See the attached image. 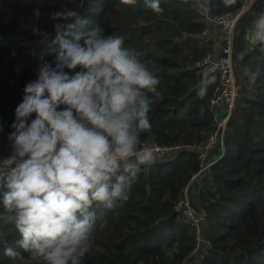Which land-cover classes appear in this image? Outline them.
I'll use <instances>...</instances> for the list:
<instances>
[{
	"label": "trees",
	"instance_id": "16d2710c",
	"mask_svg": "<svg viewBox=\"0 0 264 264\" xmlns=\"http://www.w3.org/2000/svg\"><path fill=\"white\" fill-rule=\"evenodd\" d=\"M80 3L0 0V153L12 154L8 137L15 131L11 125L26 84L37 79L42 60L55 58L52 49L59 46L53 43L57 21L52 13L65 7L75 9L90 21L80 31L99 26L106 37H123L124 46L134 49L159 80L156 93L149 94L153 100L151 128L141 133V145L155 142L180 148L144 166L128 200L120 206L112 210L94 206L105 227L98 225L84 264H185L197 248L194 231L176 210L187 187L195 208L207 213L204 233L208 244L200 264H264V45L247 47L254 21L264 11L262 0L236 23L232 57L240 88L225 124L223 147L216 146L209 157L216 161L201 176H197L198 150L216 129V114L226 117L224 107L217 111L210 104L218 75L197 66L215 54L218 46L215 39L203 35L209 29L204 11L207 8L211 16L237 13L249 0H236L232 7H225L222 0H206L205 4L202 0H161L162 13L145 8L143 0L136 5L119 0ZM253 73L257 74L254 81ZM206 76H214L215 83H207ZM201 87L207 89L203 99L198 96ZM34 118L35 114L28 123ZM13 215L0 202V264H24L19 257L6 256L5 247L25 258L28 255L17 243L20 236Z\"/></svg>",
	"mask_w": 264,
	"mask_h": 264
},
{
	"label": "clouds",
	"instance_id": "9594fccd",
	"mask_svg": "<svg viewBox=\"0 0 264 264\" xmlns=\"http://www.w3.org/2000/svg\"><path fill=\"white\" fill-rule=\"evenodd\" d=\"M222 3L232 7L236 0ZM143 4L163 12L161 0ZM51 18L59 47L26 84L8 137L12 155L0 160V202L14 214L17 243L28 255L12 247L4 254L24 264H84L98 225L105 227L94 206H120L144 166L157 162L140 136L151 128L149 94L156 93L159 80L123 37H106L99 26L80 31L90 21L75 9L65 7ZM69 20L74 23L60 22ZM251 38L264 45V14L254 21ZM205 79L215 83L214 76ZM206 94V87L198 90L199 98Z\"/></svg>",
	"mask_w": 264,
	"mask_h": 264
},
{
	"label": "built area",
	"instance_id": "2783aa9c",
	"mask_svg": "<svg viewBox=\"0 0 264 264\" xmlns=\"http://www.w3.org/2000/svg\"><path fill=\"white\" fill-rule=\"evenodd\" d=\"M206 0H202L205 4ZM243 10L237 13H227L219 16H211L207 10L204 11L205 20L209 25V29L203 33L207 39H215V33H220V44L215 48V54H209L197 63V66H205L208 73L218 75V86L214 95L210 100L211 106L217 111L224 107L226 117H220L216 114V129L209 136L207 142L198 150L200 161V172L197 176H201L204 172L210 170L215 163L209 160L217 145L223 147V135L226 121L232 112L235 101L238 96L239 85L236 81V75L233 66V47L234 32L236 23L241 16ZM264 14L260 12L256 19ZM255 19V20H256ZM254 26V24H253ZM253 31V27L251 32ZM142 146H148L153 149L157 159H164L174 155L180 148L178 146L160 145L157 143H142ZM12 154L0 153V160L11 156ZM176 210L180 214L183 223L189 226L195 234L197 247L199 244H208L206 238L203 237L204 227L207 223V213L203 209H196L192 202L190 188L184 190L182 198L176 205Z\"/></svg>",
	"mask_w": 264,
	"mask_h": 264
},
{
	"label": "rangeland",
	"instance_id": "374dc122",
	"mask_svg": "<svg viewBox=\"0 0 264 264\" xmlns=\"http://www.w3.org/2000/svg\"><path fill=\"white\" fill-rule=\"evenodd\" d=\"M206 234H203V237L205 238ZM205 245L206 244H199L198 247L192 252L191 257L185 262V264H200L201 258L205 254Z\"/></svg>",
	"mask_w": 264,
	"mask_h": 264
},
{
	"label": "crops",
	"instance_id": "0c3cea01",
	"mask_svg": "<svg viewBox=\"0 0 264 264\" xmlns=\"http://www.w3.org/2000/svg\"><path fill=\"white\" fill-rule=\"evenodd\" d=\"M262 2H263V6H264V0H262ZM251 31L249 32V34H248V36H247V47H251L253 44H255L253 41H252V38H251ZM215 41H216V43L218 44V46H219V44H220V33H215ZM218 46H216V47H218ZM216 158V157H215ZM216 161V160H215ZM196 194H197V190H196V188H195V185H193L192 186V196H193V198H194V200H196L195 198H196Z\"/></svg>",
	"mask_w": 264,
	"mask_h": 264
},
{
	"label": "water",
	"instance_id": "95a60500",
	"mask_svg": "<svg viewBox=\"0 0 264 264\" xmlns=\"http://www.w3.org/2000/svg\"><path fill=\"white\" fill-rule=\"evenodd\" d=\"M258 0H254V2H253V0H249V3L247 4V6L243 9V11H242V13H244V12H246V11H248L256 2H257ZM241 13V14H242ZM193 91V88H191L189 91H188V93H187V95H189L191 92Z\"/></svg>",
	"mask_w": 264,
	"mask_h": 264
}]
</instances>
